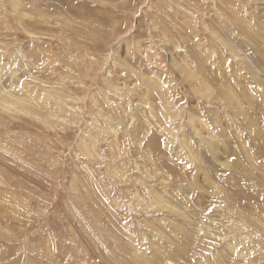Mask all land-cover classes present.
I'll list each match as a JSON object with an SVG mask.
<instances>
[{"label": "rangeland", "instance_id": "rangeland-1", "mask_svg": "<svg viewBox=\"0 0 264 264\" xmlns=\"http://www.w3.org/2000/svg\"><path fill=\"white\" fill-rule=\"evenodd\" d=\"M0 264H264V0H0Z\"/></svg>", "mask_w": 264, "mask_h": 264}, {"label": "bare ground", "instance_id": "bare-ground-1", "mask_svg": "<svg viewBox=\"0 0 264 264\" xmlns=\"http://www.w3.org/2000/svg\"><path fill=\"white\" fill-rule=\"evenodd\" d=\"M174 208V207H173Z\"/></svg>", "mask_w": 264, "mask_h": 264}]
</instances>
